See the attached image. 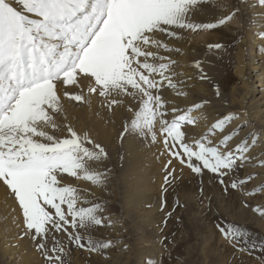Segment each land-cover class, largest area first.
Here are the masks:
<instances>
[{
  "label": "snow or ice",
  "instance_id": "6c2138e0",
  "mask_svg": "<svg viewBox=\"0 0 264 264\" xmlns=\"http://www.w3.org/2000/svg\"><path fill=\"white\" fill-rule=\"evenodd\" d=\"M198 2L0 0V181L14 193L26 228L34 230V240L38 237L44 240L51 233L61 230L67 232L68 225L74 230H87L102 223L97 215L100 205L78 206L82 199L78 189L62 185L58 179L62 174H68L93 184H102L103 174L88 165L90 161L99 162L107 155L105 149L95 144L87 133L78 135L71 126H66L69 135L64 137L45 131V128H59L53 117L61 108L58 85L79 87L81 80H87L89 93L139 97V107L126 125V130L139 135L147 132L155 140L152 127L156 118L161 117V133H166L165 145L171 138L172 147L178 144L182 150L173 152V155L179 158L182 154L189 161L195 158L211 172L232 170L238 159L237 153H240V160L247 159L244 153L249 145L245 140L236 144L234 149L221 151L232 139L233 133L223 135L216 145H212L211 141L205 143L203 138L197 140L195 149L184 142L181 125L193 122L194 118L189 115L191 109L166 121L162 118L161 97L151 91L161 87L160 81L155 78L157 74L161 80H168V86H175L165 75L168 63L150 62V58L153 61L168 59L147 50L149 47H168L154 34L166 32L175 36L176 33L169 31V27L195 32L216 26L213 23L189 22V11ZM260 2L264 3V0ZM230 18L231 15L226 16L217 23L223 24ZM260 35L264 36V32ZM209 47L219 48L220 45ZM64 95L75 101L83 100L82 94L65 92ZM111 103L118 101L113 99ZM199 106L193 105V108ZM172 111L175 113L177 109ZM230 119L231 116H226L217 120L209 132L213 129L222 132ZM200 165L189 163L188 166L198 173ZM170 176L171 173H168L165 183L169 182ZM236 186L237 182H233L232 187ZM253 191H259V188ZM220 230L236 240L244 235L234 226ZM68 237L84 247L78 232L68 233ZM52 240L56 241V237L52 236ZM86 243L95 251L109 247L111 241L88 239ZM38 247L44 248L45 245L42 242ZM51 251H63L58 247V241ZM54 259L61 261L59 255Z\"/></svg>",
  "mask_w": 264,
  "mask_h": 264
},
{
  "label": "rangeland",
  "instance_id": "374dc122",
  "mask_svg": "<svg viewBox=\"0 0 264 264\" xmlns=\"http://www.w3.org/2000/svg\"><path fill=\"white\" fill-rule=\"evenodd\" d=\"M263 5L260 0H199L192 6L197 14L193 23H213L216 26L195 32L189 31V44L180 47L178 57L186 62L189 77L192 78L193 103L189 109H198L192 108L193 105L206 106L212 110V114L215 113L216 120L231 116L225 123L226 126L232 122L234 116L241 114L243 81L235 69L241 59L240 55L246 66L250 67L252 48L257 53V64L264 66V36L260 35L264 32ZM190 10L189 14L193 9ZM229 15L231 18L225 23H217ZM217 44L220 45L219 48L209 47ZM210 58L212 63L205 65ZM63 88L64 93L83 95L82 101H75L64 95L65 99L75 106L89 102L92 96L104 107L113 100L112 96L84 92V89L79 87ZM155 90H151L152 94L159 95L162 102L165 101L164 94L155 93ZM233 97L236 102H232ZM117 101V104H120V101ZM139 103L140 99L133 107L135 112ZM246 114L243 122L231 126L229 133H233V137L238 135L237 131L243 125L250 123ZM53 117L58 124L62 120L61 109L55 112ZM160 119L161 117H157L152 127L155 140L147 132L144 135L133 133V138H138L136 152H126L120 148L115 154H110L103 147L107 155L100 161L101 167L96 169L105 173H102L105 179L102 184H93L68 174L58 177L62 185H71L78 189L82 197L78 206L100 205L101 210L97 215L102 220L101 225L92 226L87 230H74L68 225L67 232L61 230L51 233L44 240L39 237L34 240L33 230L26 228L22 210L19 209L22 220L15 223L22 227L23 233L16 238L21 241L29 236V264H264V168L259 166L260 161L255 163L240 160L237 153L238 159L232 170L222 169L223 175L221 172H211L204 169L195 158L189 161L182 154L179 158L173 155V152L182 151L172 147L171 138L168 145H165L166 134L161 133ZM127 132L126 127L118 137L114 132L118 145L122 146ZM52 135L63 137L62 135H68V132L58 128ZM218 143L216 140L212 144ZM192 146L194 148L195 144ZM227 146V149L223 147L224 150L221 148V151L235 147L228 143ZM189 163L193 166L200 165L201 171L193 172L188 166ZM90 168L94 169V166ZM132 169L145 181L143 194L150 200L149 203L141 204L139 211L134 210L132 194L129 195L127 191V174L132 172ZM168 173H171V176L169 182L165 183ZM185 177H188L190 182L188 185H181L179 181ZM249 177L251 178L248 179ZM233 182H237L236 187H232ZM171 184L179 189V192L173 193L174 197L167 201V187ZM257 188L259 191H253ZM130 192L132 193V190ZM144 207L147 208L149 216L146 215ZM230 226L244 233L240 240L227 237L221 232L220 228L228 229ZM4 229L9 230L8 223L4 225ZM76 232L83 238L80 243L84 244V247L69 239L68 233ZM52 236L56 237V241L52 240ZM88 239L111 241V244L107 248L94 251L87 245ZM57 241L58 247L63 251L53 253L51 249ZM42 242L45 247L39 248L38 245ZM26 248L29 247L26 245ZM56 255L61 257V261H55Z\"/></svg>",
  "mask_w": 264,
  "mask_h": 264
},
{
  "label": "bare ground",
  "instance_id": "6f19581e",
  "mask_svg": "<svg viewBox=\"0 0 264 264\" xmlns=\"http://www.w3.org/2000/svg\"><path fill=\"white\" fill-rule=\"evenodd\" d=\"M191 9H193V11L192 13L190 12L191 14H188V19L190 20L189 22L193 23L196 20L197 14L194 12L195 8L191 7ZM262 24L264 27V20L262 21ZM168 30L175 32L176 35L169 36L166 32H156L154 34L157 40L163 41L168 45L167 48L157 49L155 47H149L147 50L156 52L158 57L168 58L163 61L159 59L153 61L150 58V62L169 64L165 75L175 86H168V80H161L157 74L155 75V78L160 81L161 87L159 90H155V93L160 94L161 92V94H164L165 101H163V104L165 105L161 109L165 111L163 112L164 116L162 118L166 121H171L174 116H179L188 112L191 104L193 103L191 99L193 94L191 86L192 78L189 77L190 72L188 70V66H186V62L178 57V54H180V47H186L191 40L189 32L191 29L169 27ZM251 37L253 36H250V38ZM256 54L257 53L252 48V60L249 68L246 66V62L242 58V55H240L241 59L236 65V73L243 81L242 105L240 107L243 110H240L241 114L234 116L232 122H230L228 126L225 125L222 132L215 129L209 132L211 126L217 121V116H215V113L212 114V110L208 107L200 106L197 110L190 111L189 115L194 118L193 122L190 124L188 123L187 125L182 124L181 131L184 133V142L191 145H194L195 141L201 140L202 138L205 143H207V141H211L214 144V141H220L223 135L230 132L231 126L233 127L235 124L238 123L239 125L243 122L245 120L244 115L247 113L246 115H248L250 123L243 125L241 129L237 131L238 135L233 137L228 142V145L235 146L242 140L247 141L249 147L248 151L244 153V156L247 157L246 161L255 163L260 161L259 166L264 168V163H261L264 161V66L261 67L262 64H257L258 61L255 59ZM169 61H172L173 63H169ZM210 62L211 58L205 63V65H207V63H212ZM88 84L89 82L87 80H81L79 88L84 89V92H86ZM235 88L233 90H235ZM57 94L60 97V102H62L60 108L62 120L58 122V125L64 132L67 131L66 126H71L72 129L81 136L84 133H87L89 138L95 144L101 145L107 149L110 154H115L120 148L131 153L132 151H137L138 138H133L134 132L128 130V135L126 134L123 139V147L117 144L114 132L118 137L122 132V129L125 128L134 117L135 111L133 107L136 106V101L140 99L139 97L126 94L117 95L113 93L107 97L112 96L113 99L119 100L120 104L108 102V104L106 103L107 107L100 106V102L92 96V98L89 99V102L85 101L82 105L75 106L70 102V100L65 99L64 88L62 85L57 86ZM234 101L236 102V99L233 97L232 102ZM130 108L132 109L131 111H129ZM246 108L247 110H245ZM172 109H177V111L174 113ZM227 110H229L228 107ZM56 130L57 129L45 128V131H48L50 134ZM206 133L211 134L208 136ZM68 135L62 136L64 137ZM88 146L91 147V145ZM176 147L178 151L181 150L178 144ZM195 147L196 145L194 148ZM226 147L228 146L226 145L224 148ZM238 157H240V153H238ZM101 164L102 163H100V161H93L89 165L94 166V170H96L101 167ZM135 165L136 163L134 162V166ZM134 166L132 164V168ZM137 175L138 172L133 171L132 169V172L127 174L126 184L128 185L127 191L130 193L129 195L132 194L133 205L135 206L134 210L139 211V206L143 203H149L150 200L143 194L144 186L146 185L145 181L143 178L140 179V176ZM189 182L190 179L188 177L180 179L179 181L181 185H188ZM130 190H132V193ZM176 191L179 192V189H176V187L172 184L167 187V201L174 197L173 193L175 194ZM167 204L169 203L167 202ZM19 209L21 208L14 193H12L8 187L0 181V264H29L28 261L30 259L27 257L31 251L29 246V236L28 239L27 237H24L21 241L16 238L18 235L23 233L22 227H18L15 223V221L22 220V214ZM144 210L146 215L149 216L146 207H144ZM6 223H8L9 230L4 229V225ZM32 233L35 234L34 230ZM26 245L29 248H26Z\"/></svg>",
  "mask_w": 264,
  "mask_h": 264
}]
</instances>
